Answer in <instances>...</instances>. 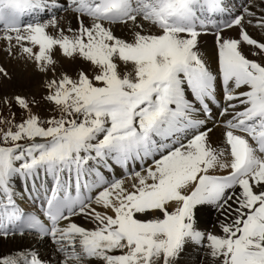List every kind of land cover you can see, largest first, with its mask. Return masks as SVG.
I'll return each mask as SVG.
<instances>
[{
  "label": "snow or ice",
  "instance_id": "obj_1",
  "mask_svg": "<svg viewBox=\"0 0 264 264\" xmlns=\"http://www.w3.org/2000/svg\"><path fill=\"white\" fill-rule=\"evenodd\" d=\"M245 18L264 30V0H0L7 54L46 74L39 99L0 97V238L36 245L0 264H178L189 244L264 264V41ZM56 50L90 71L58 72Z\"/></svg>",
  "mask_w": 264,
  "mask_h": 264
},
{
  "label": "bare ground",
  "instance_id": "obj_2",
  "mask_svg": "<svg viewBox=\"0 0 264 264\" xmlns=\"http://www.w3.org/2000/svg\"><path fill=\"white\" fill-rule=\"evenodd\" d=\"M259 2L260 0L258 1V3ZM71 16V13L61 12L57 19L59 18L58 20H60L65 25L71 22L72 26L75 27V21L71 19ZM247 23V18H245L244 28L248 32V34L251 37L257 39L258 41H264V36H261V31H258V28H254L255 25L251 27V24ZM115 30L118 35H127L126 31L120 28L119 26H117ZM51 31L52 30L49 29V32ZM227 31L228 34L234 37L238 34L237 29L235 27ZM0 34V68L4 69L7 72V76H4L2 74V76H0V87L3 86V88L1 89L7 90L6 88L8 87L6 86L9 84L11 86L12 84V86L17 87L16 90H32L34 92V90H37L36 85L39 84V81L43 82V80H45L46 74L36 71L34 63L32 61H29L27 59H20L15 55H13L12 57H8L6 52L8 42L2 38V33ZM248 47L250 46H243L245 54H247ZM199 49L203 53L208 65L214 68L216 49L213 35L202 34L199 38ZM53 56L58 61L56 65L58 72L60 69H63L68 73L72 71L75 72V69L79 70V68H82L84 64L79 60H70L62 57L59 54L58 50L53 52ZM85 69L87 71H90L88 65ZM47 78L51 79L50 72L47 74ZM222 131V128L217 127L214 128L212 133L210 134L211 141L214 146L222 141ZM199 207L206 209V211L198 214L199 219L197 221V226L202 231H211L213 233H216L218 230V213L212 208L211 205H201ZM79 223L84 224L85 222L80 220ZM30 246L36 247V245L33 244L32 237L30 236H25L23 238L17 236L14 238L11 237L9 239L0 238V257L14 255L18 250L28 249ZM47 250L48 245L47 240H45L44 244L37 248L41 259L47 258ZM178 264H211V261L210 258L207 256L206 250L200 249L195 245L189 244L188 246H186L185 251L181 254Z\"/></svg>",
  "mask_w": 264,
  "mask_h": 264
},
{
  "label": "rangeland",
  "instance_id": "obj_3",
  "mask_svg": "<svg viewBox=\"0 0 264 264\" xmlns=\"http://www.w3.org/2000/svg\"><path fill=\"white\" fill-rule=\"evenodd\" d=\"M258 1L259 0H256V2L258 3ZM59 19V18H58ZM248 24V23H247ZM246 24V25H247ZM245 25V26H246ZM255 24L253 23V24H251V27L252 26H254ZM254 28H258L257 30L258 31H261V36L263 35L264 36V30H262L261 28H259V27H257L256 25L254 26ZM1 35V34H0ZM205 43V42H204ZM14 50H13V55H15V50H16V48L14 47L13 48ZM12 55V56H13ZM7 56L8 57H10L8 54H7ZM11 56V57H12ZM7 57V58H8ZM87 67V65H85V64H83V70L87 73L88 71L85 69ZM82 68H79V70H81ZM0 69H2V68H0ZM4 70V69H3ZM79 70H77V69H75V72L74 71H72V72H69V74L71 75V74H73V72L74 73H76V72H78ZM0 76H2L1 74H0ZM13 79V78H12ZM10 81H11V79H10ZM1 82V81H0ZM43 82H44V80H43ZM43 82L41 81H39V84H37L36 85V89L38 90H34V92L32 91V90H30V91H25V90H16L17 89V87H14V86H12V84H11V86H10V84L9 85H7L6 87H8V88H6L7 90H4V89H1V88H3V86L2 87H0V97H4V96H7V97H9V98H11L13 95H15V94H19V95H22V96H25V97H28V98H31V97H36L37 99H39L43 94H44V92H45V88H44V86H43ZM1 84V83H0ZM40 86V87H39ZM14 87V88H13ZM32 91V92H31ZM47 107H48V105H46L45 103H43V102H41V105H40V107H39V109H36V108H34V111H36V110H38V111H40L41 112V114L42 115H44L45 114V111H46V109H47ZM13 111H16L17 112V114H19V110L14 106L13 107V109H12ZM5 109H3V107L2 106H0V116H3V115H5ZM11 238V237H10ZM9 239V238H8ZM5 256H1L0 257V260H2L3 258H4Z\"/></svg>",
  "mask_w": 264,
  "mask_h": 264
}]
</instances>
